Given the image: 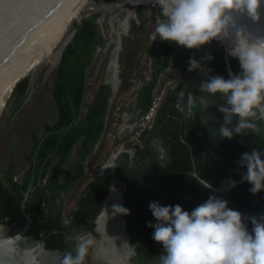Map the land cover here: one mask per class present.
<instances>
[{
  "label": "trees",
  "instance_id": "trees-1",
  "mask_svg": "<svg viewBox=\"0 0 264 264\" xmlns=\"http://www.w3.org/2000/svg\"><path fill=\"white\" fill-rule=\"evenodd\" d=\"M110 1L96 0L95 3ZM99 18L101 12L94 11L82 16L79 23H73L71 29L74 30V36L65 47L50 81L49 103L55 121L49 123L45 120L42 133L34 130L31 133V147L26 159L32 164L33 156L37 155L34 164L35 182L26 205L32 217L27 234L35 240H43L47 249H58L64 254L73 250L74 243L67 241L64 234L62 214L65 205L62 193L69 192L74 184L84 180L85 188L69 211L71 224L96 236L95 218L102 209L104 198L112 186H124V206L129 209V214L124 215V218L130 244H136V255L131 257L135 264H153L155 255L162 251L161 245L151 238L153 230L147 223L153 220L148 208L150 201L179 203L191 209L214 193L226 198L229 206L242 214H264V191L252 195L246 181L223 192L205 190L196 183L192 174L195 170L198 176H205L213 186L224 187L230 178L240 180L243 170L239 169L237 161L241 153L251 151L253 147L264 151V124L261 119L255 121L258 132L248 130L246 136L222 139L218 133L222 114L215 107L220 102L218 99L211 98L210 106L204 113H200L199 107L194 109L197 114L191 119L187 104L184 107L178 104L182 93L186 97L188 92L201 95L197 86L207 75H227L225 50L217 42L196 51L161 41L158 36H154L145 50L146 57L151 61L150 79L143 80L136 87L134 107L126 108L124 100L118 101L115 106L120 116L124 111L136 112L132 118L141 120L155 99L159 98L153 123L150 128L145 127L139 133L136 132L134 139H129V146L117 154L113 165L102 176L96 175L97 167L104 155L110 154L109 151L98 156L94 174L87 172L85 161L105 134L108 114L110 108L114 107L111 86L105 82L93 88L92 99L86 102L88 68L103 43ZM139 46V39L132 41L129 47L133 52L126 61L135 60ZM177 48L175 64L180 71L177 87L164 90L163 94L156 93L160 72L169 67L171 53ZM206 53L211 55V60L204 59ZM191 57L201 61V68L193 72L188 71ZM229 66L233 71L238 70L237 61L232 58L229 59ZM20 79L12 91L10 108L2 120L4 124L11 122L27 98L29 76ZM131 79V72H128L124 90L121 91H127L134 85ZM44 109L46 112L49 110L45 106ZM201 115L208 118L207 124L201 123ZM132 122L129 120L128 123ZM45 134L47 136L38 148ZM77 145V160L63 181L62 166ZM55 159L58 160L56 164ZM14 167L13 161H9L8 169L4 172L0 167V223L8 219V222L14 223V229L20 230L25 222L20 205L29 186L32 169L26 178L15 180ZM46 176L43 185H36L38 178L42 183Z\"/></svg>",
  "mask_w": 264,
  "mask_h": 264
},
{
  "label": "clouds",
  "instance_id": "clouds-1",
  "mask_svg": "<svg viewBox=\"0 0 264 264\" xmlns=\"http://www.w3.org/2000/svg\"><path fill=\"white\" fill-rule=\"evenodd\" d=\"M154 2L158 15L153 35L159 40L196 51L213 42L222 43L228 56L238 64V70L229 69L226 76L212 74L202 79L197 86L201 95L187 93L190 119L197 114L194 109L199 107L200 113H204L211 98H215L220 101L215 107L222 114L220 138L230 140L237 135L246 136L248 130L258 132L255 121L264 119V37L254 35L247 25H238L235 20L246 17L260 22L264 0ZM204 59L212 57L206 53ZM200 68V60H188L189 72ZM136 80L132 77L134 86ZM201 123L207 124L208 118L201 115ZM237 163L243 170L240 179L249 184V192L257 195L264 191V151L253 147L241 153ZM196 183L205 190L213 188L205 176H196ZM235 185L236 181L230 178L225 187ZM104 208L109 219L129 214V209L119 203L112 205L111 216ZM148 208L153 217L147 222L153 230L151 238L162 247L153 264H264V216L246 220L241 211L229 206L226 198L214 193L191 209L156 200L150 201ZM0 232L4 233L0 246L14 242L15 237L7 235L5 224L0 225ZM74 240L73 250L65 252L61 264H85L96 244L91 233H79ZM123 245L124 264H128L136 255V244L125 241Z\"/></svg>",
  "mask_w": 264,
  "mask_h": 264
},
{
  "label": "water",
  "instance_id": "water-1",
  "mask_svg": "<svg viewBox=\"0 0 264 264\" xmlns=\"http://www.w3.org/2000/svg\"><path fill=\"white\" fill-rule=\"evenodd\" d=\"M72 0H0V95L5 90L7 85L10 83L12 78L15 76L17 71L20 69L22 64L25 62L27 57L30 55L32 50L38 44L43 35L52 28L56 23H58L62 18H64L70 9ZM114 6L119 9V3L131 4V3H149V0H112ZM88 4H94V0H88ZM99 7V6H98ZM105 5L97 8V11H102V8ZM94 12V11H93ZM90 14V13H89ZM86 14H83L84 16ZM88 15V14H87ZM82 16L75 18L74 21L69 23L70 33L68 34V41L64 43L62 50L60 52L57 65L60 62L62 53L71 41L74 36V30L71 29L74 22L79 23ZM100 19L98 20V23ZM236 24L247 25L252 33L256 36L264 37V15H262L260 22L255 23L249 20L246 17H237L235 20ZM124 29H127V26L124 23ZM123 29V30H124ZM224 50L225 45L220 43ZM120 49L119 40L113 51V61L117 60L118 52ZM226 60H227V71L230 68L229 59L226 50ZM44 59L38 63H35V67L40 65ZM53 67L55 70L56 65ZM34 67V68H35ZM26 75H24L25 77ZM22 77V79L24 78ZM21 80V79H20ZM119 79L114 77L110 81L112 89L111 102L114 99V95L117 92V85ZM107 83V82H106ZM33 84V78H29V85L26 90V94L29 93L31 86ZM264 124V119H261ZM47 136L43 135L41 138L38 148L40 147L42 141ZM123 147H119L116 153L111 154L110 159L100 168L99 176L104 174V171L113 165V161L117 154L123 151ZM193 176L196 178L198 176L197 172L193 170ZM244 181L237 180L236 185ZM34 176H32L30 184L27 190L23 194V199L21 201V210L25 218L23 227L20 230H13L14 223L8 222L6 219L0 225H4L7 229L8 236H14L15 240L11 245L0 246V264H61L64 252L58 249H47L45 242L43 240H35L33 237L27 234L28 229L32 222V217L30 212L26 210V205L28 203L29 194L33 191ZM230 188L224 187H215L213 186L212 190L214 191H226ZM113 190L111 187L106 197L103 200V205L100 213L97 215L95 222L98 224L99 221L103 222L105 218L106 210L104 207H107V201L109 198L110 191ZM114 190L119 192V204L124 206L123 192L125 191L124 186L122 190L114 187ZM109 210V208H107ZM109 212V211H108ZM110 213V212H109ZM122 224V232L125 241L130 242V237L126 231V221L124 216L118 215ZM245 219L256 216L261 217L264 214H243ZM113 218H110L112 220ZM121 233V231H120ZM4 233L0 232V236H3ZM104 238L106 234H103ZM102 235V236H103ZM121 235V234H119ZM129 263V262H128ZM133 264V263H129Z\"/></svg>",
  "mask_w": 264,
  "mask_h": 264
},
{
  "label": "rangeland",
  "instance_id": "rangeland-1",
  "mask_svg": "<svg viewBox=\"0 0 264 264\" xmlns=\"http://www.w3.org/2000/svg\"><path fill=\"white\" fill-rule=\"evenodd\" d=\"M103 5V4H102ZM102 5H95V4H88L85 8V10L81 13V16L83 14H89L93 11H97V8H100ZM107 8L103 7L102 11L106 13L107 11L112 10L113 3L107 4ZM119 11L121 12L120 17H113L112 23L116 25L115 23H123V29H124V23L127 26V29L124 31L121 30V33L118 34L117 41L119 40L120 43V49H122L118 52V60L121 61V56L119 53H121L124 49L129 50V45L132 43V41L139 39L140 40V46L137 49L138 52L142 55L139 57V67L138 69H142V65H145V50L142 46L150 37L153 36L154 28H155V20L156 16L158 15V9L155 5L154 1H149V3H131V4H125V3H119ZM99 6V7H98ZM143 7V8H141ZM88 10V11H87ZM121 18V19H120ZM144 21H143V19ZM141 21L146 23V29L141 31ZM115 29V28H114ZM114 46H110L108 50H103V47H100L98 49V54L96 55V61L94 60L93 63L89 66L88 72H87V101L90 100V97L92 95L93 88L97 86L100 82H105V74L106 68L111 63L112 55L111 52L114 51ZM52 53V52H51ZM51 55V54H50ZM49 55V56H50ZM44 56V55H43ZM49 56L47 57V60L49 59ZM95 59V58H94ZM126 60V59H124ZM118 62V61H117ZM125 62V61H123ZM128 62V60H127ZM57 65V64H56ZM55 66V65H54ZM30 66L26 73L25 77H32L33 78V84L31 86V89L27 95V98L24 100V103L22 104L21 108L10 123L4 124L2 120L5 117L6 113L9 110V105L11 103V96L9 100L6 103V106L4 110L2 111L0 115V162L3 166L5 164V159L7 157L8 151L10 149H15V153L18 156V159L16 160L17 166L21 169L24 168V161L21 159L22 153L27 149V144L25 142L26 133L28 131L35 129L38 127V124L44 119L43 114V107H44V100H47L49 97V89H50V81L53 75V67L51 68V65L47 63V61H43L40 65H38L35 68H31ZM121 69V68H120ZM122 76H119V74L115 75L116 78H119L121 81L119 91L117 92V96H115L114 100L112 101V104L114 107L109 111L108 119H107V128L105 131V134L102 136V139L98 143L97 152L95 153L94 160H89L90 167L88 169L89 174H94V169L96 168V160L98 159V156L100 154H105L106 151H109L111 154L112 152H115L119 149V147L125 148L128 147V141L129 139L132 140L135 137V133L143 129L144 127V121L139 120L135 124H131L128 126V128H125L123 115L120 116V113L118 112V109L115 108L117 106L118 101H127L131 100L134 96V88L130 86L127 91H121L124 90V84L126 83L128 72L127 69L124 68ZM140 73L137 74L139 77ZM24 77V78H25ZM144 77V76H143ZM107 79V78H106ZM177 79V73L174 71L170 75L169 81H164L165 89L166 87H169L170 84L175 83ZM162 88V89H164ZM160 90V88H159ZM163 92V90H160ZM186 95L183 94L181 96V99L178 100L179 106L184 107L186 104ZM86 101V102H87ZM115 108V109H114ZM118 116H120L118 118ZM124 123V124H123ZM126 125V124H125ZM127 126V125H126ZM116 146V147H115ZM109 154V155H110ZM108 155V156H109ZM107 154L104 155V158L99 162L97 168L104 165L105 162L108 160ZM74 158V157H73ZM74 160V159H73ZM70 164V163H69ZM86 180L82 181L80 185H77L73 192L65 198V209L66 213H69L70 209L74 206V203L76 199L79 197V195L82 193L83 189L85 188ZM93 249V248H92ZM91 249V250H92ZM92 253L90 252V255L88 256L86 263L87 264H101L97 259L95 260L94 257H92Z\"/></svg>",
  "mask_w": 264,
  "mask_h": 264
},
{
  "label": "flooded vegetation",
  "instance_id": "flooded-vegetation-1",
  "mask_svg": "<svg viewBox=\"0 0 264 264\" xmlns=\"http://www.w3.org/2000/svg\"><path fill=\"white\" fill-rule=\"evenodd\" d=\"M98 1V0H97ZM96 2V0H94V4H96L95 3ZM100 2H102V0H100ZM110 3H113V8H112V10H110V11H107L106 13H104L103 11H100L101 12V18H99L100 19V22H99V25H100V27H99V29H100V33H101V35H102V44L100 45V47H103V50H108L109 49V47L110 46H114V47H116V45H117V38H118V34H120L121 33V30H123V23L122 22H120V23H115L116 25H114L113 23H112V18L113 17H120V11L114 6V2L113 1H110V2H106V3H98V4H96V5H105V7H106V9H108L107 8V4H110ZM141 8H143V7H141ZM98 19V20H99ZM121 19V18H120ZM143 19V18H142ZM143 21H144V19H143ZM143 21H141V27H140V30L141 31H143V30H145L146 29V23H144ZM115 28V29H114ZM124 31V30H123ZM67 33V32H66ZM153 38H154V35L152 36V37H150L142 46L144 47V50H147V46H150L149 44L153 41ZM100 47H98V49L100 48ZM149 48V47H148ZM98 49H97V51H96V54H95V61H96V58H97V54H98ZM115 49V48H114ZM121 49H122V47H121ZM121 49H119V51L121 50ZM177 51H178V48L176 49V51H174L173 53H171V58H170V65H169V67L168 68H166V69H163L161 72H160V75H159V78H158V83H157V87H156V93L158 92V93H160V94H163V92H164V90H167V89H171V88H175V87H177V84H178V80H179V76H180V71L176 68L177 66H176V62H175V57H176V55H177ZM132 52L133 51H131V48L129 47V50H127V49H124L121 53H119V55L121 56V61H120V59L118 60H115V61H113V58L110 60L111 61V63L108 65V67L106 68V71L104 72V74H105V77L107 78L106 79V81H105V83L107 82L108 84H110V86H111V83H110V81L111 80H113V78L115 77V75L117 74H119V76H122V73H123V70H125L124 68H126L127 70V72H131V77H138L137 76V74L138 73H140V75H139V82H141L142 83V81L143 80H149L150 79V74H151V61H150V59H148L147 57H146V54H145V60H146V63H145V65H142V69L140 68V69H138V65H139V61H136L137 59H139V57H141L142 55L138 52V54H137V56H136V58H135V60L132 62V61H130V59L128 60V62L126 61V60H124V59H126L127 57H129V55H131L132 54ZM111 55L113 56V52H111ZM118 58V57H117ZM123 58V59H122ZM118 61V62H117ZM123 61H125V62H123ZM121 68V69H120ZM176 72L177 73V79H176V81H175V83H172V84H170L169 85V87H166V89L164 88L165 87V85H164V81H169L170 80V75L173 73V72ZM144 76V77H143ZM119 79V78H118ZM132 80V79H131ZM120 81V80H119ZM133 83V82H132ZM118 86V85H117ZM119 87V86H118ZM117 87V92L119 91L118 89L120 88H118ZM159 88H160V90H163V92L162 91H160L159 90ZM162 88H164V89H162ZM112 90V89H111ZM117 92L115 93V95H114V98H115V96H116V94H117ZM112 95H113V93H112ZM135 96H133L132 97V99L133 100H129V101H127V106H126V108H129L130 106L131 107H134V105H135ZM114 100V99H113ZM158 101H159V98H156L155 99V101L153 102V105L151 106V108L148 110V112L141 118V121H144V127L143 128H145V127H148L149 128V124H150V126L152 125V123H153V119H154V117H155V114H156V107H157V105H158ZM50 96L48 97V99L47 100H44V106H45V108H47V109H49L48 110V112H46V110L44 109V107L42 108L43 109V114H44V119L38 124V127H36L35 129H32V130H30V131H28V133H26V140H25V142H26V144H27V149L22 153V155H21V159L24 161V168L23 169H21V168H19L18 166H17V162H16V160L18 159V156L16 155V153H15V150H13V151H11L12 149H10L9 151H8V154H7V157H6V159H5V164L2 166L1 165V162H0V167H1V170H3V172L4 171H6L8 168V165H9V161H13L14 162V165H15V167H14V170H15V172H16V175H15V180H19V179H24V178H26L27 177V175H28V172L32 169V172H31V178H32V176H34V182H35V162H36V155L37 154H35L34 156H33V158H32V164L29 162V160L28 159H26V155H28L29 154V149H30V147H31V133L33 132V130L34 131H37L38 133H42L43 132V124H44V121L45 120H47L49 123H53L54 121H55V116L51 113V111H50V107H51V105H50ZM179 104V103H178ZM151 109H153V114H152V117H151V119L150 120H146L145 119V117L149 114V112L151 111ZM128 114V116H129V120H133V122L131 123V124H135V123H137L138 121H139V119H138V117H136V118H132L133 117V115L134 114H136V112H134V113H132V112H129V111H124L123 112V114ZM148 122H150V123H148ZM98 145L99 144H97L96 146H95V148H94V150H93V152H92V154H91V156H89V158L87 159V161H85V163H86V170H87V172H88V169H89V167H90V163H89V160H94V157L96 158V156H94L95 155V153L97 152V148H98ZM112 154V153H111ZM111 154L108 156V160L110 159V157H111ZM74 157V158H73ZM77 157H78V145L77 146H75V148H74V150H73V153H72V155L66 160V162L64 163V165L62 166V174H61V178H62V180L64 181V179H65V177H66V175H67V171L70 169V168H72L73 167V165H74V163L76 162V160H77ZM116 158V157H115ZM74 159V160H73ZM107 160V161H108ZM115 160V159H114ZM57 159H55L54 160V164H56L57 163ZM114 162V161H113ZM70 163V164H69ZM106 163V162H105ZM105 163H104V165H105ZM53 164V165H54ZM102 166H100L99 168H98V171H97V173H96V175L97 176H99V171H100V168H101ZM38 181H37V183H36V185H38V184H41V185H43L44 184V182L47 180V176L42 180V183H40V179L38 178L37 179ZM31 181V180H30ZM82 182V181H81ZM81 182H79V183H76V184H74V186H73V188H71V190L69 191V192H67V193H62V198L64 199V205H65V198L66 197H68L72 192H73V190L75 189V187L77 186V185H80V183ZM30 184V183H29ZM33 185H34V183H33ZM86 185V184H85ZM33 188V187H32ZM119 189H121L122 190V187H118ZM109 214H111V212L109 213ZM62 221H63V223H64V234H65V239L67 240V241H72L73 243H75V240H74V237H75V235H77V234H79V233H91L93 236H94V238H95V240H96V244H95V247H93V249L91 250V253H92V257H94L95 258V260L97 259L99 262H100V259H98L97 257H96V250H98V248H99V246L102 244V242H101V239H102V234H106V232H102V233H100L99 232V230H98V224H96V222H95V226H94V231H95V233H97V235L95 236L92 232H90V231H85V230H79L77 227H75L74 225H72L71 224V217H70V214L69 213H66V209H65V206H64V211H63V214H62ZM96 219V218H95ZM13 230H15V231H17L16 229H13ZM106 231V230H105ZM107 234L109 235V236H114V234L113 235H111V233H110V231H109V229H108V231H107ZM118 237L119 236H121V235H117ZM98 239V240H97ZM99 242V243H98ZM103 242H105L104 241V239H103ZM130 243V242H129ZM94 252V253H93ZM91 257V258H92ZM129 263H133V264H135L134 262H132L131 261V259H130V261H128ZM86 263V262H85ZM101 263V262H100ZM87 264V263H86ZM102 264V263H101Z\"/></svg>",
  "mask_w": 264,
  "mask_h": 264
},
{
  "label": "bare ground",
  "instance_id": "bare-ground-1",
  "mask_svg": "<svg viewBox=\"0 0 264 264\" xmlns=\"http://www.w3.org/2000/svg\"><path fill=\"white\" fill-rule=\"evenodd\" d=\"M87 5L88 0H72L69 13L43 35L38 44L32 50L30 55L27 57L25 62L22 64L20 69L17 71L15 76L12 78L10 83L0 95V115L11 96L14 86L16 85L18 80H20L21 77H24V74L30 66H32L31 68H34L35 63H38L44 59L45 61H47L48 64L51 65V68L54 67V65L58 61L64 43L67 42L69 39V23H71V21H73L76 17L79 18L85 8L88 7ZM67 30L68 32L66 33ZM48 56L49 59L47 60ZM118 196V190L110 191L106 207L109 208V212H111V208L114 203H119ZM109 215L111 216V214ZM103 221L104 223L101 221L98 222V230L100 233L106 232V235L104 238V235L102 234V244L99 246L98 250L95 251V255L98 259H100V262L102 264H124V252L126 245H123V243L125 242V238L122 235L123 232L120 218L117 215L113 217L112 220H110L108 215L106 214ZM108 229L111 235L114 234V236H109L107 234ZM119 234H121V236L118 237L117 235ZM103 239L105 242H103Z\"/></svg>",
  "mask_w": 264,
  "mask_h": 264
},
{
  "label": "crops",
  "instance_id": "crops-1",
  "mask_svg": "<svg viewBox=\"0 0 264 264\" xmlns=\"http://www.w3.org/2000/svg\"><path fill=\"white\" fill-rule=\"evenodd\" d=\"M136 61H139V59H137ZM136 79H137V80H136V81H137V85H138V83L140 84L141 82H139V77H136ZM119 80H120V79H119ZM105 81H106V78H105ZM134 81H135V80H133V82H134ZM119 82H120V84H121V81H119ZM119 82H118V86L120 87L121 85L119 84ZM137 85L135 84V86L133 87L135 90H136ZM119 87H118V88H119ZM135 90H134V91H135ZM131 100H133V99H131ZM123 119H125V120H124V123H125V121L127 120L126 123H125L127 126H126L124 123H123V124H124L125 128H128V126L131 125V124L128 123V122H129V116H128V114H126V113L123 114Z\"/></svg>",
  "mask_w": 264,
  "mask_h": 264
},
{
  "label": "built area",
  "instance_id": "built-area-1",
  "mask_svg": "<svg viewBox=\"0 0 264 264\" xmlns=\"http://www.w3.org/2000/svg\"><path fill=\"white\" fill-rule=\"evenodd\" d=\"M90 102V100H88L87 101V103H89ZM152 114H153V109H151V111L149 112V114L145 117V119L146 120H150L151 119V117H152ZM148 123H150V122H148ZM151 126H150V124H149V128H150Z\"/></svg>",
  "mask_w": 264,
  "mask_h": 264
}]
</instances>
